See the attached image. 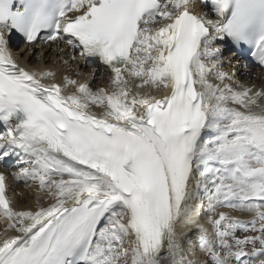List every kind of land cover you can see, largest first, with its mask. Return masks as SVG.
Segmentation results:
<instances>
[{
	"label": "snow or ice",
	"instance_id": "obj_1",
	"mask_svg": "<svg viewBox=\"0 0 264 264\" xmlns=\"http://www.w3.org/2000/svg\"><path fill=\"white\" fill-rule=\"evenodd\" d=\"M194 3L0 0V161L16 156L14 179L39 193L15 209L0 173V220L17 233L0 264H264V90L218 71L215 46L249 45L264 66V0H203L214 18ZM13 34L99 57L112 88L43 83L55 73L19 66ZM197 246L206 260L189 259Z\"/></svg>",
	"mask_w": 264,
	"mask_h": 264
},
{
	"label": "bare ground",
	"instance_id": "obj_2",
	"mask_svg": "<svg viewBox=\"0 0 264 264\" xmlns=\"http://www.w3.org/2000/svg\"><path fill=\"white\" fill-rule=\"evenodd\" d=\"M193 11L204 12L202 7L198 3V0H195ZM10 49L13 58L16 59L17 63L21 67H24L27 70L43 69L46 71L54 72L55 75L52 79H46L42 81L45 84H51L55 82L57 84L63 85L64 78L68 77L69 79H74L79 83H87L91 90L94 92L101 87L105 88L106 90H110L112 88L110 69L104 64H102L101 61L97 58L85 59L83 57H79L78 55L69 54L65 51L54 52L47 48L41 51L44 53L43 57H40L41 52L34 51V54L31 57L25 58L24 51L26 49L22 47L18 48L17 46L10 47ZM223 66L228 68L222 69ZM218 71H224L228 73L234 72V81H238L241 85L249 87L253 91L264 90V73H255L254 76L248 74L244 69L241 68L238 62L234 61L231 56H226L222 58L221 67L218 69ZM208 79L213 84L218 83V81H216L215 79V73L209 76ZM95 80H99L102 86H97L96 84H94ZM228 82L232 83L231 81ZM74 90L75 89L71 85H69L65 89V91H68L69 93L73 92ZM140 91H147V88L140 89ZM165 93L166 90H153L152 95L156 96L157 98H161L165 95ZM259 102L261 104H264V98H262ZM92 111L96 112L97 115H99L100 110L95 106L92 107ZM5 162H7V158L3 161H0V164L2 165ZM14 172H16V170L10 172L9 177L6 180L7 194L8 197L13 201V207L17 210H35L37 208V196L39 195V193L36 191V185H32V187H29V190L24 192L22 186L20 185L22 181H17L14 179ZM29 184H32V182ZM49 203H51V201L48 199L42 198L39 201V204L45 207ZM220 211L227 212L229 215L239 217L242 220L250 219L249 215L243 212L233 211L227 208H218L217 213H219ZM206 215L207 212L202 211L201 216L198 218V222L202 224L208 231H211V226L208 224L207 219L203 217ZM5 227V222L0 220V240L5 238L6 236H12L17 234L11 230L5 232ZM179 232H188L189 238L194 239L195 237L194 229L190 230L188 228H181L178 229V233ZM189 259H202L196 247H194L193 255H191Z\"/></svg>",
	"mask_w": 264,
	"mask_h": 264
},
{
	"label": "rangeland",
	"instance_id": "obj_3",
	"mask_svg": "<svg viewBox=\"0 0 264 264\" xmlns=\"http://www.w3.org/2000/svg\"><path fill=\"white\" fill-rule=\"evenodd\" d=\"M94 83H96V84L99 85V86H100V84H101L100 82H98V80H95ZM17 159H18V158H16V160H17ZM17 169H18V168H17ZM29 183H31V181H29ZM20 185L22 186L24 192L27 191V190H29V187H26V185H25L23 182H21Z\"/></svg>",
	"mask_w": 264,
	"mask_h": 264
}]
</instances>
